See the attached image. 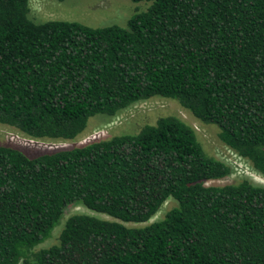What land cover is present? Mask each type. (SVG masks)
Instances as JSON below:
<instances>
[{
  "label": "trees",
  "instance_id": "obj_1",
  "mask_svg": "<svg viewBox=\"0 0 264 264\" xmlns=\"http://www.w3.org/2000/svg\"><path fill=\"white\" fill-rule=\"evenodd\" d=\"M28 1L0 0L1 124L72 140L95 115L165 98L264 176V0H131L150 4L100 28L33 22ZM230 172L172 116L36 157L0 146V264H264V187L206 185ZM168 199L162 220L122 224ZM75 205L115 221L72 215L35 250Z\"/></svg>",
  "mask_w": 264,
  "mask_h": 264
},
{
  "label": "rangeland",
  "instance_id": "obj_2",
  "mask_svg": "<svg viewBox=\"0 0 264 264\" xmlns=\"http://www.w3.org/2000/svg\"><path fill=\"white\" fill-rule=\"evenodd\" d=\"M28 3V17L33 22L69 21L78 22L92 28L110 25L123 27L133 14L145 11L150 4L146 2L133 3L131 0H29ZM169 116L178 118L191 126L206 154L230 167L231 172L227 177L208 181L206 185L224 186L248 181L254 185L264 187V176L258 174L249 161L239 157L220 141L219 130L215 125L201 123L176 101L159 97L134 103L114 116L95 115L89 118L85 130L72 140L34 139L16 128L0 123V146L19 150L28 157H36L44 153L82 147L115 136L134 135L143 127L154 125L160 118ZM173 207H175V202L168 199L148 222L122 224L128 228H142L162 220ZM75 214L88 215L105 221H115L104 214L92 212L81 205L70 206L65 209L63 217L53 229L50 238L35 247V250L55 244L64 222Z\"/></svg>",
  "mask_w": 264,
  "mask_h": 264
}]
</instances>
